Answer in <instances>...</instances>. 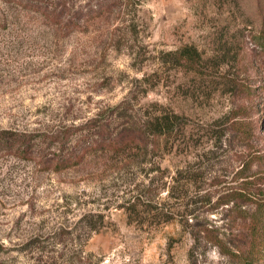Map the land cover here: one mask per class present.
Listing matches in <instances>:
<instances>
[{"label":"rangeland","instance_id":"rangeland-1","mask_svg":"<svg viewBox=\"0 0 264 264\" xmlns=\"http://www.w3.org/2000/svg\"><path fill=\"white\" fill-rule=\"evenodd\" d=\"M26 1L0 0V131L32 135L51 155L52 131L71 137L96 115L117 132L129 114L176 112L195 132L225 129L223 148L189 160L193 174L222 181L220 192L239 169L232 121L245 122L250 147L264 154V0H36L57 20ZM187 50L201 60L178 64ZM183 153L91 152L61 172L0 153V264H237L183 221L154 216L179 201L162 187ZM156 163L164 174L150 172ZM251 170L264 179V160ZM150 181L134 222L121 205ZM219 196L197 206L202 226L227 223Z\"/></svg>","mask_w":264,"mask_h":264},{"label":"trees","instance_id":"trees-1","mask_svg":"<svg viewBox=\"0 0 264 264\" xmlns=\"http://www.w3.org/2000/svg\"><path fill=\"white\" fill-rule=\"evenodd\" d=\"M21 1L23 2V0ZM26 2L31 6L32 12L44 15L50 13L49 16H55V20L58 19L55 12L49 11L36 0H27ZM101 11L102 9L98 11V14ZM184 54L186 55H180L176 59L178 64H182L184 61L187 65H195L198 60H201L197 50L193 52L187 50ZM119 108L117 107L116 111ZM122 116L119 113L115 118L117 120L124 119ZM128 117L129 120L126 121L123 129L117 132L112 129L113 123L101 118L100 115L89 119L83 125L69 128L76 131L71 133V137L63 129L52 131L49 134V140L50 144L56 146L57 151L52 152L51 155L43 150L40 143H36V139L32 135L3 130L0 131V153L24 161L37 162L43 166L45 171L61 172L85 163L91 152L104 151L121 158L125 154L127 156L129 153L135 152L134 156H142L145 160L147 156L151 155L150 152L154 148H169L171 152L185 150L186 153H183V157L186 158V161L176 168L170 185L166 183L162 187V189L167 188L170 200L179 201L174 205L168 206L167 203H163L156 206L157 213H154V216L162 217L159 219L161 223H168L173 218L183 221L187 227L191 228L195 240H207L217 247L221 254L235 260L237 264H264V179L257 173H251L252 166L264 160V154L259 149L250 147L251 136L242 130L245 122L232 121L235 117H232V120L231 118L226 119L228 123L232 121L230 127L236 131L241 149L235 153L239 162V169L235 173L236 184L220 192L214 188L222 184V181L215 177L212 178V181L210 178L211 182H209L205 175L193 174L194 167L191 166L189 160L196 158L198 162H201L206 155L223 148L225 129L213 130L206 127L203 132H195L193 129H189L186 117L176 112L159 111L155 114H148L142 119L135 118L131 114ZM226 122H221L219 125ZM75 135H79L78 139L72 140V136ZM198 141L203 142L201 143L203 145L197 144ZM193 150H196V153ZM192 154L194 155L192 156ZM143 162L142 160L138 167L148 163L147 161ZM196 164V161L193 162V165ZM128 166L125 164L117 171L120 177ZM155 171L165 173L158 163H156V169L153 167L150 169L152 173ZM163 178H165L164 175ZM152 186L151 181L147 185H143L142 190H140V186L136 185L130 191L128 199L121 205L134 222H140L138 216L141 213V199L142 196H147L146 192H150ZM217 194L220 196L214 206L226 208L227 223L221 227L211 224L202 226L198 223L197 206H202L204 203L211 204L213 196H217ZM146 207L148 206L146 205ZM150 210L148 208L142 212L147 213ZM208 211H213V209ZM191 219H195L196 222L190 223ZM223 219L226 220V217Z\"/></svg>","mask_w":264,"mask_h":264}]
</instances>
